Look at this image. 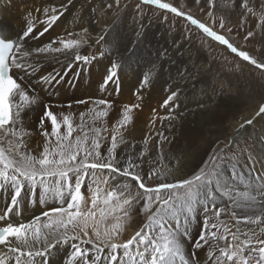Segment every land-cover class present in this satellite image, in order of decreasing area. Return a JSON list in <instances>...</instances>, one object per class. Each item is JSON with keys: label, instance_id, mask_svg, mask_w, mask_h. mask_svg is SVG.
I'll return each instance as SVG.
<instances>
[{"label": "snow or ice", "instance_id": "obj_1", "mask_svg": "<svg viewBox=\"0 0 264 264\" xmlns=\"http://www.w3.org/2000/svg\"><path fill=\"white\" fill-rule=\"evenodd\" d=\"M206 2L211 25L162 0H138L136 9L139 12L142 5H152L183 17L237 57L256 68H264V64L214 30L213 10L221 11L219 29H224L227 18L223 9L231 7L235 0H226L225 4H218V0ZM120 4L121 0H110L104 7L118 11ZM66 8V4L44 8L42 20H37L32 12L27 13L24 30L15 35L0 30V195L9 196V205L0 213V222H3L0 224V264H49L54 251L61 247L68 248L66 264H200L196 253L186 254L183 247L184 241H191L190 227L198 211L204 213V218L192 246L196 250L205 248L207 264H264V239L251 229L245 231L240 227L241 223L264 224V212L237 215V210L251 208L258 201L264 207V169L257 174L258 161L248 148L232 152L228 144L223 148L217 144L203 163L178 178L173 173L179 159L174 158L176 163L172 167H169L171 160L165 163L163 144H170L171 139L164 134L163 125L154 127L155 116L150 124L158 137L156 155L145 160L151 135L142 141L144 147L139 151H135V145L124 135L128 125L134 122V110L141 105L125 104L109 129L107 118L114 102L96 98L76 102L90 105L80 113L78 124H74L72 113L57 114L52 105L44 104L38 123L44 137L42 151L33 154L27 149L26 137L30 131L24 125V113L38 101L35 90L30 87L33 77L45 91L65 82L74 87L82 72H89L95 62L106 59L100 90L104 92L111 84L119 95L121 75L131 67L135 45L143 38V33L137 30L135 39L129 43L125 36L114 33L113 26L105 25L98 31L84 27L79 33L52 38L42 46L26 45L29 38L39 39L48 33ZM234 10L242 14L241 26L246 16L252 14L259 17L257 28L264 27V5L256 12L249 0H240ZM35 12L41 13V9ZM37 22L43 25L38 32ZM254 34L248 31L244 39ZM97 46L99 51L95 53L81 51ZM53 58L61 64L62 71L53 69L37 76L43 61ZM149 64L148 70L140 75L141 89H150L161 71L157 61ZM69 73L72 78L66 81ZM169 92L162 106L171 105L174 110L179 106L174 103L179 93ZM134 94L143 99L139 92ZM57 107L71 108L72 105ZM262 114L264 104L256 116ZM159 119L171 122L175 117L167 114ZM254 119L240 127L251 125ZM46 121L51 131L45 127ZM257 143L264 146V137ZM123 144L129 146L122 156L117 149ZM244 158L248 163H244ZM145 164L149 165L147 170ZM85 193L89 194L87 198ZM25 200L42 206L51 201L58 206L46 208L28 222H11L10 215L14 209L19 214ZM218 200L223 201L222 206L217 204ZM139 213L146 214V222L131 238L123 240L126 226ZM222 214L226 219H221ZM233 220L235 223H230Z\"/></svg>", "mask_w": 264, "mask_h": 264}, {"label": "bare ground", "instance_id": "obj_2", "mask_svg": "<svg viewBox=\"0 0 264 264\" xmlns=\"http://www.w3.org/2000/svg\"><path fill=\"white\" fill-rule=\"evenodd\" d=\"M109 2L110 0H0V30L5 32L11 31L15 35L24 30L25 15L27 13L32 12L37 20H42L44 18L42 15L44 8L66 4L67 8L64 14L52 29L44 36L39 37V39L33 40L29 38L26 41L27 46L33 48L42 46L52 38L67 37L69 33H79L84 27L98 31L100 27L105 25L113 26L114 33L125 36L129 43L135 39L134 32L137 30L141 31L143 38L138 45L136 44V53L132 59L131 67L126 69L121 75L119 91L121 99L128 103L132 101L133 97H138L137 95L134 96V93L139 92L143 99L139 97L137 99L142 104L141 106L145 107V113L150 115L146 119L142 115H134V122L128 125L124 133L128 142L135 145V151L143 148L142 141L151 135L152 138L147 145L148 155L145 157V160L155 158L158 137L155 136V131L151 130L153 126L150 124V121L153 119L151 115L153 113L156 117L154 127L161 128V125H163L162 130L164 134L171 139L170 144L167 142L163 144L166 157L165 163L168 164V161L171 160L172 163L169 164V167H172L176 163V159L174 158L179 159V165L173 173L178 178H182L188 172L196 169L199 166V162L200 164L203 162V157L217 144L241 139L249 140V143L241 145L238 150L248 148L254 152L258 161L255 164V171L259 174L264 169V146L258 144L257 141L259 138L264 137V114L256 116V112L261 104H264V89L257 78L251 75L218 74V71L213 69L212 60H209L207 54L200 53L194 44L180 40L171 29L169 30L167 27L156 22L147 21L142 16H137V19H134L131 17L130 12L121 14V4L118 11L104 7ZM123 2L125 1L121 0V3ZM162 2L178 5L185 11L190 10L191 13H196L194 14L196 15L195 18L205 23L207 21L206 14L201 10L205 8L209 11L206 0H200L199 4L196 3V0H162ZM225 3L226 0H218V4ZM239 3L240 0H235V4ZM235 4L223 9V14L230 20H237L242 15L239 10H234ZM249 5L253 7L254 11L260 12L261 5H264V0H249ZM37 8L41 9V13L35 12ZM213 12L221 14V11L218 9H214ZM127 18L131 20L130 24ZM246 20L249 21V24L253 25L254 23V30L258 32L260 29L257 28L258 22H255L251 18V15H247ZM207 24H209L208 21ZM35 26L37 32L43 28V25L39 22ZM226 35L228 34L226 33ZM230 37L231 40L234 38L231 35ZM215 45L230 55L227 49L224 48V45H220L218 42ZM81 51L82 53L89 51L95 53L99 51V48L97 46L90 50L85 47ZM158 54L159 59L157 60ZM236 59L239 60L241 65L247 66L248 69L252 68V64L244 61L242 58ZM150 61H157L162 66L161 71L154 79L150 89H141L140 75L142 71L146 72L148 70ZM106 65V59L98 60L91 66L89 72L81 73L77 83L85 87L87 86V91L80 90L79 87L70 92L58 87L45 91L38 80L33 77L30 87L36 91L38 101L29 111L24 113V125L30 131V135L26 137V146L29 151L33 154L42 151L44 137L40 134L41 130L38 127V123L44 111L43 105H52V94L62 91L60 94L61 99L57 103L58 105H65L67 101H80V96L82 95L86 97V100L108 98L111 94L108 91L109 89H113V86L109 84L104 92L100 90ZM53 69L62 71L61 64H57L55 58L51 60L45 59L37 72V76L51 72ZM75 71L76 69L74 68L73 72ZM68 75H72V73ZM169 90H175L179 93L178 100L174 102L178 103L179 106L174 110H172L171 105L168 107L162 106L170 94ZM77 104L72 102L70 111L65 110L68 108L57 107V105H52V110L57 114L73 113L74 118L79 123L80 113L85 112L90 105ZM113 112L115 110L111 111L110 115H113ZM167 114L173 115L175 119L171 122L159 119ZM254 117L255 119L251 125H245L243 128L240 127V124ZM85 119L88 120V117L86 116ZM253 126L255 128V133H253L255 137H251ZM45 127L48 131H51L49 122H45ZM128 146V144L121 145L117 149V152L123 156V154L127 153ZM244 163H248L246 158H244ZM148 167V164L144 165L145 170ZM88 195V193H85L86 198ZM217 204L222 206L223 201L218 200ZM8 205V194L0 195V213H3ZM54 206L58 205L53 204L51 201L47 205L42 206L38 203L35 205L30 204L25 200L19 214H16V210L14 209L13 214L9 218L13 223L28 222L35 216L40 215L46 208ZM260 212H264V207L258 201L251 208H245L242 211L237 210V215L252 216ZM141 217L142 214L133 215L131 222L126 226L129 238L145 223ZM203 218L204 213L198 211L197 218L193 222L197 227L193 229V224L190 227L191 238L195 229L198 230L197 233H200ZM221 219H226L224 214H222ZM2 223L0 222V224ZM230 223H235V221H230ZM240 227L245 231L251 229L257 236L264 239V224L241 223ZM183 247L186 254L190 251L195 252L196 257L200 260V264H207L205 248L196 250L193 248L192 242L189 241H184ZM66 252H68V248L66 247H61L59 251H54L49 264H66Z\"/></svg>", "mask_w": 264, "mask_h": 264}, {"label": "rangeland", "instance_id": "obj_3", "mask_svg": "<svg viewBox=\"0 0 264 264\" xmlns=\"http://www.w3.org/2000/svg\"><path fill=\"white\" fill-rule=\"evenodd\" d=\"M124 1L125 2L121 3V5H122L121 6V14H123L125 12L126 13L130 12L131 17H133L134 19H137V16H142L147 21L156 22L157 24H160V25L167 27L169 30L171 29V31H173L175 34H177V36L179 37L180 40H183L187 43L194 44L200 53L202 52L204 54H207L209 60L210 61L212 60L211 64H212V66H214L213 69L218 71V74H228V75H237L238 74V75H244V76L245 75H251L252 77L257 78V80L259 81V83L262 85V87L264 89V68H256L254 65H252V68L248 69L247 66L241 65L239 60L236 59V58L241 59L240 57H237L234 53H231V51L229 49H227L226 46H224V48L227 49V52H229V54L231 56L226 54V51H224L223 49L222 50L219 49L215 45L216 44L215 41H212L210 38L206 37L200 30L196 29L193 25H191L183 17H177L173 13L167 12L166 10L157 9V8H155V6H152V5H142L141 8L139 9V12H138V10L136 9V3L138 2V0H131V2H130V0H124ZM125 5H126V7H125ZM172 5L177 7L178 9L184 11V12L189 11L193 17L196 16V15H194L196 13H193V12L191 13L190 10L185 11V10L181 9L178 5H175V4H172ZM200 12H197V13H200ZM202 12L204 14H206V19L209 22V24L211 25L212 21L207 15L208 10L203 8ZM218 14L219 13L214 12V15L216 16V22L214 25V30H217L221 34L225 35V37L227 39H229V41L231 43H233L234 46H236L239 50L248 52V54L251 57L255 58L257 61L264 64V27L260 28L258 30V32H256L254 30L255 24L254 23H253V25L249 24V21H247L246 18H245V22H244L243 26H241V18H239L237 20H230L227 18L225 28L219 29V23H220V19H219L220 16L219 15H221V14H219V15ZM248 15H251V18L254 19L255 22H258V20H259L258 16H253L252 14H248ZM165 17H167V20H165ZM145 20H143V21H145ZM127 21L130 24L131 20H129L127 18ZM207 21H206V23H207ZM228 28H231V31H228ZM248 31H253L255 34L252 37H250L249 39L245 40L244 37L246 36ZM226 33L228 35H226ZM230 35L232 37L234 36L235 40H234V38H232V40H231ZM237 41H238V43H237ZM137 45H138V43H137ZM137 45H135V48H137ZM71 78H72V75H68L66 81L68 79H71ZM64 85H65V87H64ZM78 87L80 90H83V91H87V89H88V88H86L87 86L85 87L84 85H79L77 82H75L74 87L70 86L67 82H65V83L61 84L58 88L62 89V90H66L67 92H70L72 90L78 89ZM61 92L62 91H60L59 93L52 94V105H58L57 103H58L59 99H61V95H60ZM108 92H110L111 94L108 96V98H105V99H107L109 101L111 100L114 102V105H113L114 109L113 110H115V112H113V115H109L110 117L107 118L108 128L111 129L113 127L115 121L118 119L119 114L122 112V109H123L125 104L134 105L135 103H137V101H138V103H140V102L137 99L138 97H133L132 101L130 103L124 102L121 99V93H119V95H117L115 92L113 93V89H109ZM35 94H37L36 91H35ZM134 96H136V95H134ZM80 98H81L80 100H86V97H84L83 95L80 96ZM112 99H114V100H112ZM72 102H74L76 104L77 101H71V102L67 101L66 102L67 104H65V105H68V103L71 104ZM263 103H264V101H263ZM77 105H83V104H77ZM84 105H86V104H84ZM140 105H142V104L140 103ZM65 108H68V107H65ZM69 109H71V108H68L65 110H69ZM137 114L144 116V119H146L148 116H150V115H147L145 113V107L143 108V106H141L140 109L134 110L133 116L137 115ZM151 115L154 116L153 113ZM74 124H78V122L76 121L75 118H74ZM254 129L255 128L253 126L251 129V130H253L251 137H255V135L253 134V133H255ZM251 139H254V138H251ZM248 143H249V140L246 141V139H241L238 141H229L228 143L221 142V143H219V148H223L226 144H228L230 146V151L236 152V151H238V148L241 145H246ZM215 147H213V148H215ZM213 148L203 157L204 158L203 162L207 159L209 154L212 153ZM219 148H217L216 150L219 151ZM203 162H201V163H203ZM199 165H200V162H199ZM139 214H142L141 218L146 222L147 216L144 215L143 213H139ZM196 227H197V225L194 223L192 228L194 229ZM127 231H128V229L126 227V230L122 236L123 240L129 239V234L127 233ZM197 232H198V230L195 229L193 236L191 238L192 241H189V242H194L198 238L199 233H197Z\"/></svg>", "mask_w": 264, "mask_h": 264}]
</instances>
